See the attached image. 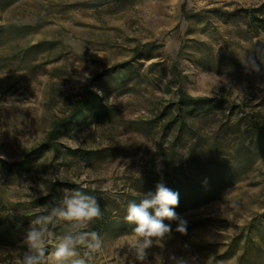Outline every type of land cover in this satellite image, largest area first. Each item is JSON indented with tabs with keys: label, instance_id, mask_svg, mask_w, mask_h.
Returning <instances> with one entry per match:
<instances>
[{
	"label": "rangeland",
	"instance_id": "374dc122",
	"mask_svg": "<svg viewBox=\"0 0 264 264\" xmlns=\"http://www.w3.org/2000/svg\"><path fill=\"white\" fill-rule=\"evenodd\" d=\"M184 4L188 12H249L231 22L188 20ZM262 55L264 0H0V104L11 105L0 107V160H24L85 93L111 108L98 118L90 94L84 120L63 133L58 150L28 171L0 162V264L20 255L40 206L72 189L95 196L102 210L86 230L100 233L103 251L87 264H118L134 227L124 219L127 204L164 183L158 172L169 152L214 196L189 200L192 210L178 214L186 234L165 220L172 233L153 242L144 264H170L171 254L190 264H240L237 257L211 262V245L264 211V148L253 143L256 127L264 128ZM126 62L130 69L107 72ZM180 86L216 103L177 106ZM49 229L59 237L68 224Z\"/></svg>",
	"mask_w": 264,
	"mask_h": 264
},
{
	"label": "clouds",
	"instance_id": "9594fccd",
	"mask_svg": "<svg viewBox=\"0 0 264 264\" xmlns=\"http://www.w3.org/2000/svg\"><path fill=\"white\" fill-rule=\"evenodd\" d=\"M10 106L9 101L0 104V107ZM155 188L154 194L140 193L138 203L132 201L127 204L124 219L134 227L126 242L127 251L119 257L118 264H129L130 255L136 262L144 264L146 250L153 246V242L163 241L172 233L171 225L164 223L165 220L177 221L175 231L186 234L187 222L174 210L179 205V193L167 188L163 182L157 183ZM101 216L102 210L95 196L81 189L66 190L59 202L54 200L40 206L39 214L30 220L24 231L23 250L14 257L13 264H87L88 259L103 251L104 241L100 233L86 230ZM57 221L68 224L67 232L59 237L49 229ZM50 241H55V244L49 254L46 245L51 244ZM78 249L84 250L83 256ZM169 261L170 264H190L188 258L175 254L169 256Z\"/></svg>",
	"mask_w": 264,
	"mask_h": 264
},
{
	"label": "trees",
	"instance_id": "16d2710c",
	"mask_svg": "<svg viewBox=\"0 0 264 264\" xmlns=\"http://www.w3.org/2000/svg\"><path fill=\"white\" fill-rule=\"evenodd\" d=\"M137 0H115L117 4L121 5H134ZM126 3V4H125ZM219 3V2H218ZM217 3V4H218ZM227 6L230 4L226 3ZM183 12L188 20L197 19L198 21L207 17H221L226 22H231L233 19L239 18L249 12V9L240 8V10H225L223 7L213 6L204 9L201 12H188L186 4L183 5ZM245 17V16H243ZM154 43H148V45ZM143 57L148 59L153 58L150 53L143 54ZM264 60V55L261 56ZM128 70L131 67L129 62L118 64L107 72L120 70V67ZM264 67V64L263 66ZM258 70H256L257 72ZM107 72H102L97 75L94 80H97L106 75ZM178 92V105L189 106L191 110H195L204 105L215 104L216 100L212 98H195L188 95L182 86L177 90ZM98 98V104L95 107V115L104 119L107 114L111 113V108L104 103L101 97L88 92L82 95L80 99L74 101L71 111L64 117L58 119L52 129L48 132L45 141L37 148L33 149L27 154L26 158L19 162L10 163L5 160H0L1 163L8 170L17 169L18 171H28L31 166L36 162L44 153L48 151L58 150L59 139L63 133L73 125H76L84 120V112L90 109L92 96ZM169 127L168 125L166 126ZM258 137L260 140H253V143L259 149L264 148V128L256 127ZM174 153L169 152L168 158L165 161L166 170H159L158 174L161 180L164 181L167 188L174 192L179 193V205L175 208L177 214H184L192 210L188 206L189 200H201L214 196L213 192L208 188L203 187L202 182L196 178L193 171H186L182 161L175 160ZM205 219L199 220L195 223L194 227H201L205 224ZM213 250L211 262H219L233 257H237L240 264H264V211L255 214L251 220L242 226H238L237 232L228 240L222 243L211 245ZM89 263V260H88Z\"/></svg>",
	"mask_w": 264,
	"mask_h": 264
}]
</instances>
